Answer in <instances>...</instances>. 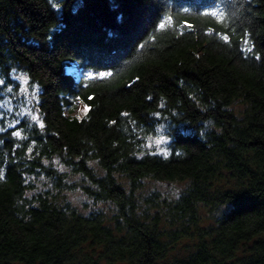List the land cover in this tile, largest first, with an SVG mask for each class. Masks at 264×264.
Wrapping results in <instances>:
<instances>
[{"label":"trees","instance_id":"obj_1","mask_svg":"<svg viewBox=\"0 0 264 264\" xmlns=\"http://www.w3.org/2000/svg\"><path fill=\"white\" fill-rule=\"evenodd\" d=\"M0 175V264H264V0H0Z\"/></svg>","mask_w":264,"mask_h":264},{"label":"rangeland","instance_id":"obj_2","mask_svg":"<svg viewBox=\"0 0 264 264\" xmlns=\"http://www.w3.org/2000/svg\"><path fill=\"white\" fill-rule=\"evenodd\" d=\"M68 72L74 77L80 78V69H79L78 63L77 62L71 63V65L68 68ZM15 79H17L22 85V87L20 88V92H21L20 96L23 101L21 100L20 105L18 106V110L20 111L21 116H25L29 118L32 122H36L38 120V123H40L39 114L35 109L36 103H37L36 89L34 90L30 89L29 81L26 78V76H24L23 74H17L15 76ZM13 99H17V96L14 95L11 99L6 97L4 100V103H6L10 109H12V106L9 101ZM86 107L87 106L84 103L79 101L76 103V108H75L74 113L71 114L67 112V115H71L78 119H82L83 117L86 116L88 112V110L85 112ZM165 143H166V138L164 137H161L160 139L157 140V144L160 148L163 147ZM182 185L183 184H174L173 186L169 187L165 183H163L159 185V188L162 192H166L172 196H176L179 189L182 188ZM69 196H70L71 201L79 209L83 210L84 212L86 211V209H84V205L87 201L84 195L75 191V192H71ZM177 252L179 254H184V251L182 248L179 249Z\"/></svg>","mask_w":264,"mask_h":264},{"label":"snow or ice","instance_id":"obj_3","mask_svg":"<svg viewBox=\"0 0 264 264\" xmlns=\"http://www.w3.org/2000/svg\"><path fill=\"white\" fill-rule=\"evenodd\" d=\"M210 15L216 16V17H217L219 20H221V21H223V19H224V16H223V13H222V12H212V13H210ZM161 27H164V25H161ZM223 39H225V41H227L228 37H227V36H224ZM245 43L247 44L248 42L245 41ZM247 50H248V51H251V48H248ZM87 110H88V109H87V107H86V108H85V112H86ZM41 127H43L42 124H41ZM16 135L19 136L20 133L17 132ZM2 178H3L2 175H0V179H2Z\"/></svg>","mask_w":264,"mask_h":264}]
</instances>
